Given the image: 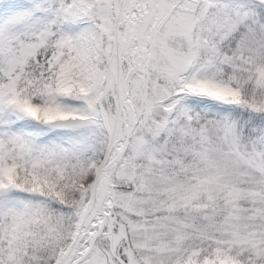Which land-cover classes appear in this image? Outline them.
I'll list each match as a JSON object with an SVG mask.
<instances>
[{"label":"snow or ice","instance_id":"obj_1","mask_svg":"<svg viewBox=\"0 0 264 264\" xmlns=\"http://www.w3.org/2000/svg\"><path fill=\"white\" fill-rule=\"evenodd\" d=\"M0 264H264V0H0Z\"/></svg>","mask_w":264,"mask_h":264}]
</instances>
